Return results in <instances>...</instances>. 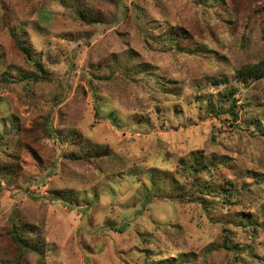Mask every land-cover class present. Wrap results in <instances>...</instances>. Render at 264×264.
Wrapping results in <instances>:
<instances>
[{
  "label": "rangeland",
  "instance_id": "1",
  "mask_svg": "<svg viewBox=\"0 0 264 264\" xmlns=\"http://www.w3.org/2000/svg\"><path fill=\"white\" fill-rule=\"evenodd\" d=\"M263 8L0 0V264H264V232L246 223L264 219V78L239 75L264 61ZM86 9L103 22H83ZM184 31L194 40L177 50L168 36ZM197 151L210 186L258 193L231 209L196 191L178 202ZM224 226L238 252L223 247ZM14 227L40 240L43 260Z\"/></svg>",
  "mask_w": 264,
  "mask_h": 264
},
{
  "label": "trees",
  "instance_id": "2",
  "mask_svg": "<svg viewBox=\"0 0 264 264\" xmlns=\"http://www.w3.org/2000/svg\"><path fill=\"white\" fill-rule=\"evenodd\" d=\"M256 12L257 14L261 13V10ZM78 16L83 22L89 23L90 25L100 24L103 22L99 16L95 15L92 11L87 9L85 10V12H78ZM168 40L171 41V45L177 50L183 51L185 47H187V44L194 40V35L190 32L185 31L184 33L174 32L173 34H170L168 36ZM14 42L16 48L26 56L28 62L34 67V70L37 73L34 76L37 81L46 79L49 74L45 70V67L43 66L41 61L36 57L34 47L30 43V40L20 39L19 37H16L14 38ZM239 75L241 77L254 80H260L261 78H264V61L247 67L246 69L240 71ZM228 96L232 98V91H230ZM234 107L235 105H233L231 110L229 111V115L232 120V122H230L229 124H231L233 129L236 131L239 129V126H237V121L239 118L238 114H236L233 110ZM202 153L203 152L197 151L192 156V162L187 168V172H189V176L191 177L189 178L188 183H183L180 187H178V189H176L177 192L179 191V195L177 193L178 197L182 195L181 191L183 193V195L179 197L178 202L182 203L185 200H192L193 193L196 191L199 194L198 197H196L197 199L204 198V196H214L215 199L212 200V202L215 205L217 203L221 209H231L234 206H239L241 204L242 197L244 198L247 195L250 197L258 193L257 190H253L247 186V184L249 183L245 182V186L242 189H239L236 184H234V182L230 179L225 180V182H227L226 184L230 185V187H225L224 189H221L222 191H220L218 188H213V186H210L214 183V174L208 166H211L212 164L202 162ZM199 179H205V181L201 183ZM246 223L248 224L247 230L251 229L254 233H257L258 231L264 232V219L261 221L246 220ZM224 230L226 233L223 234L225 236L223 238V247L227 250L238 252L237 247H234V245H232L231 238L233 237V234L227 231L226 226H224ZM33 231H39V229L34 228ZM11 236L13 237L14 243H17L21 250L34 253L41 260L45 258L40 240H37L36 242L34 241V244L31 246V243L29 244L28 240L25 237L26 235L21 232V229H18L16 227H14V231H12ZM241 251L242 249L240 248L239 252Z\"/></svg>",
  "mask_w": 264,
  "mask_h": 264
}]
</instances>
